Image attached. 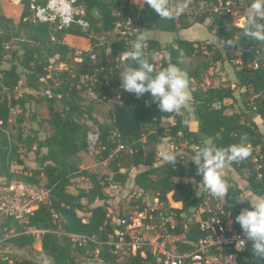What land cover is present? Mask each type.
<instances>
[{"label": "trees", "instance_id": "1", "mask_svg": "<svg viewBox=\"0 0 264 264\" xmlns=\"http://www.w3.org/2000/svg\"><path fill=\"white\" fill-rule=\"evenodd\" d=\"M47 1L19 0L21 9L18 17L0 15V178L43 185L48 190L47 201L40 203L29 217L30 225L55 227L53 215L57 214L61 217L64 231L93 237L94 240H89L86 246H78L64 236L46 233L41 240L40 255L48 258L51 264H80L79 256L90 248L94 251L98 249L97 257L103 263L118 264L117 256L112 254L105 242L123 225L112 222L109 210L116 211L117 219H125L126 222L130 215L119 205L118 209L114 206L112 196L106 191L113 184L132 194L139 193V197L133 200L137 204L134 210L146 205L145 199H142L146 194L157 197L166 205L169 204L167 195L171 194L174 202L181 203L180 208H172L177 220L174 243L178 250L190 247L184 244L186 239L197 241L203 237L199 223L187 221L201 204V176L192 162L181 164L178 155L171 163L157 156L156 147L164 138L194 146L195 149H190L193 155L198 147L209 141L218 148L236 143L251 147L249 158L230 164L237 171L247 169L246 184L241 186L225 177L230 184L224 196L225 210L234 220L240 211L250 208L252 201L245 192H249L254 199L264 195V158L259 159V165L252 161L253 156H264V42L246 37L241 26L230 25L225 14L212 9L211 12L207 8L199 9L191 14L192 20L187 13L165 20L147 6V0L141 6L132 0H73L76 6L84 7L97 34L109 33L118 23L123 25L128 20H131L134 29L128 34L131 43L114 35L103 46L90 39L91 48L77 52L66 43L65 36L71 34L87 38L88 33L75 26L58 29L52 23L33 21L32 5L45 7ZM200 1L189 0V7H198ZM204 1H211L212 6L218 4L217 0ZM184 29H189L190 36L197 30V38L185 37L186 34L181 36L179 33ZM150 30L178 33L173 43L162 44L146 37L145 55L156 67L152 52H163L161 68L176 65L187 74L190 100L179 113L160 112L158 104L148 93L137 98L135 94L124 91L120 87L119 68L107 66L111 56L130 50L137 36ZM13 39H18V46L13 47ZM227 41L234 45L227 44ZM202 46L210 55L201 53ZM91 51L97 53L96 59L90 58ZM190 58H195V61L185 65L184 61ZM233 60H238V63L229 64ZM254 60L258 62L257 68L248 65ZM217 62H225L222 68L226 72L227 84L204 86L205 73ZM60 64L68 66L59 69L57 66ZM49 66L57 68L55 75L54 72L48 74ZM40 75H49L47 82L53 96L42 95L46 101V115L37 125L42 129L46 123L49 132L45 137L37 138V133L30 135L20 128L18 136L12 141L11 133L7 131L10 108L17 106L19 109L14 118L18 126L23 120L21 111L26 102V97H15V88L35 89ZM92 77L95 83L91 81ZM92 85L99 96L119 97V103L110 111L108 121L96 120L91 102L84 105V110L80 109L83 101L81 92ZM248 94L251 95L246 97L245 103L251 115L240 111L226 112V99L237 101L240 96ZM83 115L96 124L95 156L100 162L107 161L110 175L98 176L80 167L82 159L79 153L88 147V128L78 120ZM165 119L173 121L164 124ZM114 130L117 134L113 133ZM33 145L37 167L29 175L14 173L11 170L13 162L24 164L17 151L21 147L32 150ZM187 175L193 177V183L182 180ZM37 176L45 178L44 184ZM79 176L87 177L89 185L73 193L69 187L72 180ZM12 226L15 228L9 235ZM235 226L239 224L235 222ZM23 230V225L7 218L0 223V238L17 248L31 246L33 237L23 233ZM125 258V264H157L149 252L145 257L135 253ZM0 264L41 262L0 257ZM237 264H264V258L253 252L249 242L243 251L238 252Z\"/></svg>", "mask_w": 264, "mask_h": 264}, {"label": "built area", "instance_id": "2", "mask_svg": "<svg viewBox=\"0 0 264 264\" xmlns=\"http://www.w3.org/2000/svg\"><path fill=\"white\" fill-rule=\"evenodd\" d=\"M19 2V0H15ZM33 1V0H31ZM65 3H70L71 10L63 11ZM32 18L33 21L48 22L55 24L58 29L75 26L83 32L88 33L90 39H94L96 44L103 46L108 42V35L119 36L126 43H131L129 35L134 31L131 26V20L125 24L118 23L109 33L97 34L92 29L87 18L84 7H75L72 0H48L45 7L39 5L34 6ZM214 12L225 15H236L235 6L230 0L222 1L212 7ZM45 11V12H43ZM199 9L190 10V14L198 12ZM184 13H189L185 11ZM128 50L120 52L115 57H110L115 68L126 61L124 53ZM109 52V51H108ZM107 52V53H108ZM97 53L91 51L90 58L96 59ZM80 60L79 57L75 58ZM250 67L257 68L256 60L248 64ZM51 69L47 68L50 75ZM48 75V76H49ZM47 75L38 77L35 89L15 88V97H24L25 94L36 95L38 93L48 97L53 96L52 88L47 82ZM90 88L87 86L86 89ZM90 97L98 98L95 93H89ZM18 107H11L9 111V120L14 122L15 116L18 114ZM89 130L87 132L88 145H96L97 128L91 122L87 124ZM181 135L180 133L178 134ZM174 146L175 151L178 150L181 143L169 141L168 145ZM161 150L156 151L157 156ZM260 158L263 155L254 156L253 162L259 165ZM201 204L196 213L188 218V222L199 223V229L204 233L197 241L186 239L184 244L190 247L185 250H178L177 244L174 243L176 234L174 233L177 225L176 215L172 208L178 207L160 202L157 197H151L145 200L146 205L135 210L129 217L128 222L125 219L118 220L117 224H122V228H118L112 235L108 237L105 244L115 256H125L128 254L139 253L141 257H145L149 252L157 264H237V254L243 250H237L235 245L239 240L246 239L240 226H235L234 218L225 210V197H215L210 192L200 189ZM169 196V194H168ZM48 190L43 185H36L29 182L12 179L10 181L5 178L0 179V215L11 218L17 224L23 225V233L33 237L34 242L39 244L41 249V240L46 233H53L58 237H66L72 244L78 246H86L89 240L94 238L85 237L75 233H68L61 227V217L57 214L53 215V223L55 227L40 228L29 224V217L38 208L39 204L47 201ZM171 202H174L171 200ZM3 238H0V243ZM250 241H247L245 247ZM96 255L98 249L95 251Z\"/></svg>", "mask_w": 264, "mask_h": 264}, {"label": "rangeland", "instance_id": "3", "mask_svg": "<svg viewBox=\"0 0 264 264\" xmlns=\"http://www.w3.org/2000/svg\"><path fill=\"white\" fill-rule=\"evenodd\" d=\"M8 1V5L10 7L11 12H9L8 14L10 16H14V17H18L19 11L21 9V4L19 2H16L15 0H7ZM73 1V0H72ZM136 5H141L142 2L144 0H133ZM224 2L226 0H217L218 4L220 2ZM230 2L235 6V10H236V15H225L227 19H229L230 21V25H241L243 22V15L247 10V6L250 2V0H230ZM189 0H175L173 2L174 5H179V4H186L187 8L185 11H188V18H190V20H192V15L190 14V10L193 11V9H204L207 8L208 12H211L210 9H212V2H206L204 0L200 1L199 6L198 7H189ZM74 4V3H73ZM75 7H78L74 4ZM212 6V7H211ZM93 29V28H92ZM96 33V32H95ZM159 33V34H158ZM139 35H142V33H140ZM153 36V35H152ZM178 36V33H161V32H156L154 38L157 39L162 43H173L174 39ZM66 37H68L65 41L67 44H69L71 47H74L77 52H81V51H86L89 50L90 47V38L89 36L86 37H82V36H77V35H67ZM146 39V36H144ZM23 38V37H22ZM113 38V36L108 37V41H110ZM12 45L13 47L18 46L19 45V41L18 39H13L12 40ZM153 61L156 64V68L158 70L161 69V61L163 58V52H155L153 51ZM201 53L202 54H206V55H210V52H207L204 48V46H202L201 48ZM195 61V58H190V59H186L184 61L185 65H190L192 62ZM128 63V61H125L119 68V71H122L126 64ZM235 64L236 60H233L231 62H229V64ZM109 65H107L108 67L112 68L114 67L112 62H108ZM225 65V62L221 63V62H217L216 64H214L212 67L209 68V70L205 73L204 75V86H208V85H226V74H225V70L223 71V75L220 72V69H224L222 68ZM68 65L67 64H60L57 67L59 69H64L66 68ZM57 69V68H56ZM56 69H51V73L54 72L55 75V71ZM91 81L93 83H95V79L92 77L90 78ZM95 87V85H94ZM89 93H95L97 95H99L98 92L93 90V85L90 86V88L83 90L81 92V95L83 97V101H81L80 105H81V111L84 110V105H87L89 102L92 103L93 105V110H92V114L93 116L96 118V120L99 121H108L110 119L109 117V113L111 110H113L114 105L119 103V97L118 96H114L112 98H94V97H90ZM251 94L248 95H242L240 96V98L237 101H232L230 99H226L225 103L228 105V109L226 110L227 113L233 112V111H240L241 113H243L244 115H251L250 113V109H248L246 103H245V99L246 97H248ZM24 97H26V102H25V108L23 111H21L23 113V120L21 122V124H19L17 126V124H15L13 122L12 119H10L8 121L9 126L7 131L9 133H11V138L12 141H14V138L16 139V137L18 136L19 130L20 128H23L24 133L27 134H36L37 138H43L45 137L48 132H49V127L46 123H44L45 125L42 126V129H40L37 125L38 121L44 117L46 115V101L44 99V97L42 96V94L38 93L36 95H32V94H25ZM255 97V96H254ZM21 110V109H20ZM81 123H84L86 125V127L88 128L87 124H89L90 122L96 126L95 122L93 119L89 118L86 115H83L82 117H80L78 119ZM172 119H165L164 120V124H168L169 122H172ZM89 130V128H88ZM113 133L117 134V130H114ZM169 140L167 138L161 139V142L157 145L156 150H167V146H168ZM35 145H33L32 150H27L25 147H21V149L19 151H17L18 157L22 158L23 160V165L22 164H18L16 162H13L11 164V170L16 173V174H30L36 167V154L34 151L35 150ZM195 149L194 146H188L185 142L181 143L179 145V148L177 151H175V154L179 156V161L181 164H185L188 165L189 160L192 159V157L194 156L192 154V152L190 151V149ZM27 150V151H26ZM44 151V149H43ZM96 152H97V147L96 145H88L87 149L85 151H81L80 157L82 159L80 167L82 169H87L88 171L92 172V173H96L98 176H102V175H110V171H109V167L107 165V161H98L96 158ZM22 155V157H20ZM159 157V156H158ZM254 156L252 157V161H253ZM35 159V163L33 162V160ZM263 164H264V160H263ZM24 167L25 170H24ZM224 176L230 178L233 183L238 184V185H245L246 184V178L248 176V171L246 168H243L241 171H237L235 168H233L231 165H229L224 172ZM3 178V177H2ZM0 178V179H2ZM38 180L40 183L44 184L45 182V178L42 176H37ZM183 181H190L191 183H193L194 179L192 176H184L182 177ZM89 185V181L87 179V177L85 176H79V177H75L72 180V185L69 187V191L75 193L77 192V190L80 187H87ZM107 193H109L110 196H112V202L114 203V206H116V208L118 209L117 205H119L126 214L131 215L135 210L134 208L137 206V204L133 202V200L135 201L138 197H139V193H133L129 192V190L122 188L121 186L118 185H110L107 189H106ZM246 197H248V199H250L252 202L255 200L252 195L249 192H245ZM171 194H169V196L167 195L168 199H169V203L171 206L173 207H178V205H175L174 203L171 202V198H170ZM242 196V195H241ZM151 196L146 194L144 195V197L142 198L143 200H147L150 199ZM99 203V202H97ZM181 207V206H180ZM116 211H114L113 209L109 210V215L110 218L112 220L113 223L117 224V217H116ZM83 216H86V214H82ZM7 218L0 215V223H2L3 221H5ZM15 226H12V229L9 230L8 234L10 235L13 231H14ZM40 252L41 249H39V244L37 242L33 241V244L31 246L25 247V248H17L15 246H12L9 243H6L4 240L0 243V257H4V258H8V259H32L38 262L40 261ZM126 256V255H125ZM125 256H117V262L118 264H125L126 262V258ZM95 253L94 250H91L90 248H86L85 249V253L83 255L79 256V262L80 264H105L103 263ZM46 262L47 264H51V261L46 258Z\"/></svg>", "mask_w": 264, "mask_h": 264}, {"label": "clouds", "instance_id": "4", "mask_svg": "<svg viewBox=\"0 0 264 264\" xmlns=\"http://www.w3.org/2000/svg\"><path fill=\"white\" fill-rule=\"evenodd\" d=\"M147 6L158 14L160 19H171L184 14L187 5H174L172 0H147ZM243 34L253 40L264 42V0H250L240 25ZM229 45L233 42L227 41ZM146 40L138 35L130 50L124 53L128 61L120 71V87L135 94L137 98L148 93L158 104L160 112L179 113L190 100L189 80L187 74L176 65L162 67L159 71L145 55ZM161 159L171 163L178 157L174 146L169 144L167 150L159 153ZM251 147L236 143L226 148L213 146L209 141L197 148L191 161L201 176L204 190L215 197L227 195L230 184L224 176L225 169L233 162L249 158ZM246 239L239 240L235 247L243 250L247 241L251 242L253 252L264 258V195L257 196L250 202V208L244 209L235 216ZM41 264H47L42 254Z\"/></svg>", "mask_w": 264, "mask_h": 264}, {"label": "crops", "instance_id": "5", "mask_svg": "<svg viewBox=\"0 0 264 264\" xmlns=\"http://www.w3.org/2000/svg\"><path fill=\"white\" fill-rule=\"evenodd\" d=\"M145 1V0H144ZM143 1V2H144ZM175 0H173V2H174ZM132 2L134 3V4H136L133 0H132ZM142 2V3H143ZM142 5V4H141ZM141 5H139V6H141ZM9 12H11V10H10V7H9V5H8V1L7 0H0V15H6V16H10L8 13ZM19 13H20V11H19ZM19 15V14H18ZM12 17H14V16H12ZM190 30H192V28H189ZM189 29H184V30H181L180 31V35L182 36V35H184V34H186V36L185 37H189V38H197V35L198 34H196V33H198V31L196 30L194 33H193V36L191 35H189V33H188V31H189ZM156 32L157 31H155V30H150V31H143V32H141L142 33V35L143 36H146L147 38H152V39H155L154 38V36H155V34H156ZM158 32H160V31H158ZM161 33H167V32H161ZM159 34V33H158ZM67 35H71V34H67ZM66 35V36H67ZM153 35V36H152ZM65 36V40L68 38V37H66ZM159 38H157V39H155V40H158ZM159 41V40H158ZM160 42V41H159ZM236 62L238 63V60H236ZM227 63V62H226ZM223 69H220V72H221V74L223 75V71H222ZM225 74H226V72H225ZM215 85V84H214ZM35 147V146H34ZM27 151V150H26ZM30 151V150H29ZM20 157H22V155L20 156ZM22 159V158H21ZM33 162L35 163V159L33 160ZM172 203H174L175 205H178L179 206V203H175V202H172Z\"/></svg>", "mask_w": 264, "mask_h": 264}, {"label": "water", "instance_id": "6", "mask_svg": "<svg viewBox=\"0 0 264 264\" xmlns=\"http://www.w3.org/2000/svg\"><path fill=\"white\" fill-rule=\"evenodd\" d=\"M70 10H71V5H70V3H65L64 6H63V11H64V12H68V11H70ZM43 12H45V11H43Z\"/></svg>", "mask_w": 264, "mask_h": 264}]
</instances>
